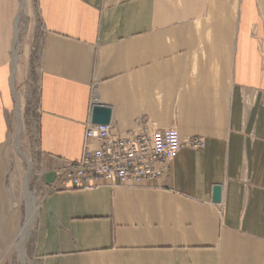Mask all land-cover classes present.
<instances>
[{"label": "crops", "instance_id": "crops-1", "mask_svg": "<svg viewBox=\"0 0 264 264\" xmlns=\"http://www.w3.org/2000/svg\"><path fill=\"white\" fill-rule=\"evenodd\" d=\"M35 12L45 181L20 229L12 81ZM93 97L118 130L146 119L205 145L138 185L52 189L82 154ZM33 223L31 264H264V0H0V264H19L16 236L25 262Z\"/></svg>", "mask_w": 264, "mask_h": 264}, {"label": "built area", "instance_id": "built-area-1", "mask_svg": "<svg viewBox=\"0 0 264 264\" xmlns=\"http://www.w3.org/2000/svg\"><path fill=\"white\" fill-rule=\"evenodd\" d=\"M96 98H91L89 118L85 124L83 151L76 159L65 158L55 169L64 190L95 189L102 185L132 186L169 174L170 166L185 146L202 147L204 139H182L179 129L158 127L146 119L121 131L111 122L92 120Z\"/></svg>", "mask_w": 264, "mask_h": 264}, {"label": "rangeland", "instance_id": "rangeland-1", "mask_svg": "<svg viewBox=\"0 0 264 264\" xmlns=\"http://www.w3.org/2000/svg\"><path fill=\"white\" fill-rule=\"evenodd\" d=\"M21 16L20 18V59H19V75H15L12 81V88L16 92V107L11 113V134H12V149L15 152L16 159L18 156H23L24 159H17L15 162V174H19L21 181L18 183V188H15V197L20 199V210L22 211V221L20 229L23 226L24 220L30 211H34V206L37 201V207L43 196L44 187L40 184L45 181V175L38 168L35 167V162L38 161V102H39V42L42 36L43 27L39 15L35 12L31 14L30 18ZM31 20V21H29ZM22 40L24 42L25 51L22 47ZM18 50V45L16 51ZM19 72V70H18ZM176 126V125H175ZM16 151H15V150ZM21 151V152H18ZM18 156H17V155ZM22 158V157H21ZM19 168V171H18ZM23 176V178H22ZM17 183L15 186L17 187ZM18 190V191H17ZM32 194L33 208L31 209L30 199L28 194ZM28 222V218H27ZM28 226V224H27ZM33 226L30 230V235L25 243L24 257L25 262L20 257L18 241L19 236L14 237V242L11 245V252L13 258L19 264H31L29 251L33 242ZM26 250V251H25Z\"/></svg>", "mask_w": 264, "mask_h": 264}, {"label": "water", "instance_id": "water-1", "mask_svg": "<svg viewBox=\"0 0 264 264\" xmlns=\"http://www.w3.org/2000/svg\"><path fill=\"white\" fill-rule=\"evenodd\" d=\"M92 120L95 123H109L111 122V109L109 106L102 103H97L93 108ZM221 190L220 185L214 186L213 200L214 202H220L221 200Z\"/></svg>", "mask_w": 264, "mask_h": 264}, {"label": "bare ground", "instance_id": "bare-ground-1", "mask_svg": "<svg viewBox=\"0 0 264 264\" xmlns=\"http://www.w3.org/2000/svg\"><path fill=\"white\" fill-rule=\"evenodd\" d=\"M33 203V202H32ZM32 205V204H31ZM32 213V212H31ZM29 217H31V216H29ZM31 219H32V217H31ZM29 223H30V221H29Z\"/></svg>", "mask_w": 264, "mask_h": 264}]
</instances>
